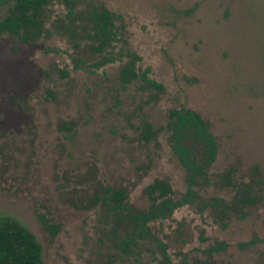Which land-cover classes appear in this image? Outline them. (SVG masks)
I'll list each match as a JSON object with an SVG mask.
<instances>
[{"label":"rangeland","instance_id":"obj_1","mask_svg":"<svg viewBox=\"0 0 264 264\" xmlns=\"http://www.w3.org/2000/svg\"><path fill=\"white\" fill-rule=\"evenodd\" d=\"M78 2L119 14L113 53H135L136 66H148L161 89L138 80L121 87L125 55L92 71L74 69L68 34L50 28L56 17L64 19L59 1L43 9L44 31L34 41L1 33L0 215L33 234L43 264H159L153 242L129 256L114 246L96 193L106 184L123 188L140 210L155 178L181 194L184 171L164 125L167 110L183 106L208 121L217 143L198 196L228 204L249 184L254 202L240 207L242 216L209 206L200 211L194 202L150 230L173 262L204 264L203 250L220 243L215 264H264V0ZM81 59L92 61L87 53ZM144 122L155 131L150 141L140 135ZM229 170L233 186L223 180Z\"/></svg>","mask_w":264,"mask_h":264},{"label":"trees","instance_id":"obj_2","mask_svg":"<svg viewBox=\"0 0 264 264\" xmlns=\"http://www.w3.org/2000/svg\"><path fill=\"white\" fill-rule=\"evenodd\" d=\"M53 1L61 2L66 8L63 15L65 22L58 16L50 22V28L59 34H68L74 53L70 55L74 69L92 71L125 55L127 59L118 68L121 87L138 80L144 88L161 89V84L148 76V66L143 69L136 66L139 57L135 53H125L121 49L113 53V43L117 41L119 33L115 21H121L120 16L112 14L100 4L92 2L81 6L78 0H0V7L8 6L6 14L0 18V34H11L23 42L34 41L44 31L40 22L42 11ZM83 53L92 57L90 63L86 64L81 59ZM61 74L64 76L65 72ZM164 129L168 147L184 171L183 192L175 196L165 178H155L144 189L149 201L145 209L132 207L127 202L125 189L111 188L107 184L99 186L96 197L106 221L112 227V242L122 255L138 254L141 247L147 249L143 244L150 241L155 244L159 254V264H195L188 263L184 258L179 262L171 261L164 243L150 230L149 224L169 218L174 210L194 202L200 211L209 206L218 209L222 216H226L227 211L240 212L242 216L240 207L251 205L254 196L250 185L244 184L235 191L233 202L228 204L220 197L210 200L200 198L196 187L207 184L208 169L217 154V143L208 121L195 110L180 106L167 110ZM140 135L144 141L155 137L150 123L142 124ZM231 173L232 170H229L222 176L225 182L233 186ZM220 247L222 244L216 243L204 249L206 259L203 263L215 264L211 261V255ZM0 264H43L40 245L33 234L6 215H0Z\"/></svg>","mask_w":264,"mask_h":264}]
</instances>
